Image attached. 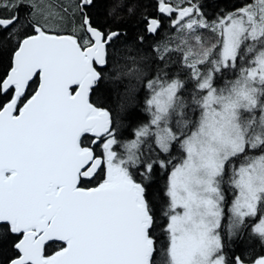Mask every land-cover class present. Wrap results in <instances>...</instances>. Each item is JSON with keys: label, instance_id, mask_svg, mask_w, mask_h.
I'll return each mask as SVG.
<instances>
[{"label": "snow or ice", "instance_id": "snow-or-ice-1", "mask_svg": "<svg viewBox=\"0 0 264 264\" xmlns=\"http://www.w3.org/2000/svg\"><path fill=\"white\" fill-rule=\"evenodd\" d=\"M94 7L0 0L8 264H264V0H155L125 45ZM105 80L141 92L127 131L90 99Z\"/></svg>", "mask_w": 264, "mask_h": 264}, {"label": "trees", "instance_id": "trees-1", "mask_svg": "<svg viewBox=\"0 0 264 264\" xmlns=\"http://www.w3.org/2000/svg\"><path fill=\"white\" fill-rule=\"evenodd\" d=\"M155 0H95V7L91 13L95 22L100 25H111L118 28L124 35L120 37V45L133 44L141 33V18L143 15H157L152 2ZM74 0H42V3L51 4L54 7L61 4L67 6ZM242 0H200L203 11L210 19H214L224 13L232 11ZM116 6V14L112 15V8ZM167 29V24L165 23ZM9 64V52L0 51V74L5 72ZM170 71V69H169ZM127 82H113L105 80L94 90L91 101L95 106L108 109L114 116L118 115L128 126L143 117L139 98L141 92L136 93V102H130L126 98ZM127 104L125 111H120V103ZM152 191L155 193L156 202L159 203L164 188V178L160 177L154 182ZM15 237L12 234H0V264H8L9 260L16 255L13 247ZM238 251V249H237Z\"/></svg>", "mask_w": 264, "mask_h": 264}, {"label": "flooded vegetation", "instance_id": "flooded-vegetation-1", "mask_svg": "<svg viewBox=\"0 0 264 264\" xmlns=\"http://www.w3.org/2000/svg\"><path fill=\"white\" fill-rule=\"evenodd\" d=\"M150 5H151V6H152V5H154V8H155V1H154V2H152V4H150Z\"/></svg>", "mask_w": 264, "mask_h": 264}, {"label": "water", "instance_id": "water-1", "mask_svg": "<svg viewBox=\"0 0 264 264\" xmlns=\"http://www.w3.org/2000/svg\"><path fill=\"white\" fill-rule=\"evenodd\" d=\"M90 99H91V97H90Z\"/></svg>", "mask_w": 264, "mask_h": 264}]
</instances>
